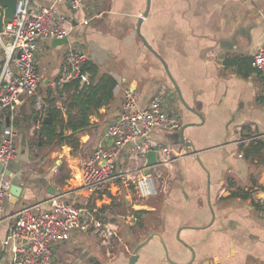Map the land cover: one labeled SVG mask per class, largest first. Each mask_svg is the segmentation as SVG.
Instances as JSON below:
<instances>
[{
  "label": "crops",
  "instance_id": "0c3cea01",
  "mask_svg": "<svg viewBox=\"0 0 264 264\" xmlns=\"http://www.w3.org/2000/svg\"><path fill=\"white\" fill-rule=\"evenodd\" d=\"M32 4L54 5L72 19L64 0ZM67 38L58 44L38 39L37 96L45 102L52 92L56 106H61L60 87H52L66 71L65 56L74 48L95 62L100 73L116 79L114 96L90 116L95 127L80 133L76 149L41 147L39 120L33 118L36 111L29 98L24 100L26 114L16 113L8 124L4 117L2 125L11 126L18 149V158L4 166L20 174L24 194L15 202H9V196L4 201L0 264L12 262L10 244L2 243L16 213L37 205L48 209L54 197L84 206L86 215L66 241L50 244L51 264H61L55 258H64L65 248L75 246L81 236L96 238L97 232L86 223L95 219L96 208L90 203V212L79 203L90 196L81 186V166L103 139L106 126L118 117L125 89L134 91L139 108L162 91L169 113L180 120L179 129L154 127L150 132L152 143L172 146L176 159L167 169L165 186H160L166 191L160 202L133 208V214L140 211V216L134 214L140 238L141 231L145 238L156 232L165 247L152 237L137 251L134 264H264V78L252 66L253 55L264 44V0H84V13L72 20ZM229 59L236 62L226 63ZM181 130L203 166L180 141ZM125 160L126 149L117 162ZM124 247L101 264H128L133 249ZM96 262L92 257L88 263L66 264Z\"/></svg>",
  "mask_w": 264,
  "mask_h": 264
},
{
  "label": "built area",
  "instance_id": "2783aa9c",
  "mask_svg": "<svg viewBox=\"0 0 264 264\" xmlns=\"http://www.w3.org/2000/svg\"><path fill=\"white\" fill-rule=\"evenodd\" d=\"M58 1L62 0H53ZM64 1L72 19L61 14L54 5L35 7L32 0H16L11 22L0 31V161L3 165L18 158L14 131L11 126L2 125L4 117L15 116L20 103L30 97H35L38 117L46 116L44 102L37 96L41 80L36 70L38 39L66 37L72 28V20H79L84 13V0ZM87 22L83 18L82 23ZM86 59L81 49L70 50L65 56L66 71L52 88L82 76L79 72ZM252 66L264 78V44L253 55ZM163 94L159 91L145 107L139 108L134 91L125 89L118 117L106 126L103 139L81 166V186L88 195L105 194L112 184L131 179H134L132 181L141 198L153 196L160 186H165V180L161 181L164 172L160 167H169L175 162L176 158L171 155L174 149L170 145L152 143L150 132L154 127L179 129L180 120L169 113ZM151 147L155 148L158 164L143 173L144 155ZM125 149L126 160L132 167H120L117 162ZM10 185V179L0 171V220L4 201L10 195ZM48 204V209H40L37 205L24 207L16 213L14 227L2 243L10 244V264H51L53 253L50 244L66 241L71 230L85 218L84 206L62 201L59 197L50 199ZM91 224L104 239L116 235L115 227L110 223L92 219Z\"/></svg>",
  "mask_w": 264,
  "mask_h": 264
},
{
  "label": "trees",
  "instance_id": "16d2710c",
  "mask_svg": "<svg viewBox=\"0 0 264 264\" xmlns=\"http://www.w3.org/2000/svg\"><path fill=\"white\" fill-rule=\"evenodd\" d=\"M245 60L251 63L252 58ZM234 62L236 61L232 59L226 60V63ZM79 73L82 76L64 82L58 89L61 106H56V96L51 95V91L45 100L44 112L45 115H50L51 121L46 122L44 117H38L37 134L41 147L53 149L68 145L73 149L78 148L80 133L95 127L90 121V116L113 99L117 81L111 74L100 73L98 65L89 59L84 61ZM29 101L34 104L35 97H30ZM16 122L17 117L14 120V123ZM134 214L140 216V211Z\"/></svg>",
  "mask_w": 264,
  "mask_h": 264
},
{
  "label": "rangeland",
  "instance_id": "374dc122",
  "mask_svg": "<svg viewBox=\"0 0 264 264\" xmlns=\"http://www.w3.org/2000/svg\"><path fill=\"white\" fill-rule=\"evenodd\" d=\"M33 141L35 143V139ZM126 165L131 166L130 162L125 160L120 164V167H125ZM167 169L168 166L160 167V170L164 171V174H161V181H167L169 178L170 175L167 173ZM132 180L134 179L127 180L126 182H117L115 184L117 189H115L114 192L109 190L106 194L89 196L86 203L85 201H79L80 204H86L87 209L92 207L89 205L90 203L91 205L93 204L96 208L94 213L97 215L95 219L97 218L96 220L103 221V223H109V221L113 223L116 235L109 241L99 234H97L95 239L87 237L82 238L81 236L75 246H67L65 248V251H67L64 258L63 256L55 258V261L57 259L56 263L60 262L61 264H66L67 261L73 260H85V262L88 263L89 259L96 257L99 260V262L96 263L101 264V262L108 261L113 255H117L120 250L125 249V245H127V248L131 251L135 245L140 242V239L145 238L142 231V236L140 238V221L136 220L133 214V208H140V204L142 203H159L166 191L158 188V192L155 195L148 198H141ZM90 212H93V210L90 209ZM94 213L89 214V217H93L92 214ZM91 222L92 219L90 218L86 223L92 226ZM67 245L70 244L68 243ZM168 256L170 258L169 251Z\"/></svg>",
  "mask_w": 264,
  "mask_h": 264
},
{
  "label": "water",
  "instance_id": "95a60500",
  "mask_svg": "<svg viewBox=\"0 0 264 264\" xmlns=\"http://www.w3.org/2000/svg\"><path fill=\"white\" fill-rule=\"evenodd\" d=\"M1 2H2V6L0 7V31L3 29V27L5 25H7L8 23L11 22L12 17H13V13L15 10L16 0H1ZM147 11H148V5H147V8L145 10L144 15L147 13ZM140 20H141V18L139 19V21ZM137 34L140 36L139 27L137 28ZM67 39H68L67 36L62 37V38H53V42L55 44L65 43L67 41ZM141 39H142L144 45L150 51L153 52L152 48L149 46L147 41L142 36H141ZM153 53L155 54V52H153ZM162 63H163V61H162ZM176 89L178 90V88H176ZM178 93L180 94L179 91H178ZM180 98H181V96H180ZM181 100L183 101L182 98H181ZM26 112H27V107H26L25 101L23 100L17 109V113L18 114H26ZM37 117H38V113H36V112L33 113V118L36 119ZM9 119H10L9 115H6V117H5L6 124L9 123ZM44 121H46V122L51 121V117L49 114H46V116L44 117ZM179 139H180V141L183 142L185 147H187V148L189 147L191 149L192 153L195 155V158L203 166L196 150L193 148V146L190 144V142L183 137L182 130L179 132ZM39 143H41L40 140H39ZM144 157H145V163H144L143 173H147L151 166L158 164L155 148L151 147L146 152ZM102 163H104V162H102ZM0 171L3 172L10 179L11 185H10V189H9L10 195L8 197V200H9V202H15L16 199L18 198V196H23V194H24V190L22 191V188L19 185L20 174L14 173L13 171H11V169L9 167H5L4 165H2L0 167ZM53 191L54 190L51 189L48 192L53 193ZM154 236L159 238L160 241L162 242L163 246L165 247L162 237L158 233L153 232V233L149 234L146 238H144L142 241H140L138 244L135 245V247L133 248V250L131 252V256H130L128 264H134V262L137 258V251ZM166 257L169 258L167 252H166Z\"/></svg>",
  "mask_w": 264,
  "mask_h": 264
}]
</instances>
